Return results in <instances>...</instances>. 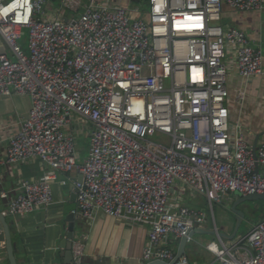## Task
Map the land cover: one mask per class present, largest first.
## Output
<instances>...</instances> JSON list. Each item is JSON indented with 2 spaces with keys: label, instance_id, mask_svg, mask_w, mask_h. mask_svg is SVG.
<instances>
[{
  "label": "built area",
  "instance_id": "1",
  "mask_svg": "<svg viewBox=\"0 0 264 264\" xmlns=\"http://www.w3.org/2000/svg\"><path fill=\"white\" fill-rule=\"evenodd\" d=\"M49 1L0 0V35L12 54L0 52V95L31 99L0 155V176L2 166L30 158L51 169L14 196L1 192L11 214L50 205L59 173L78 170L72 212L148 225L141 262H170L173 243L191 241L189 230L206 220L174 190L203 194L211 206L234 192L264 194V135L255 158L228 106L231 71L264 79V51L244 29L221 24L229 11L264 10V0H61L68 18L48 15ZM77 116L91 125L84 158L69 130ZM213 229L207 264H264V217L231 240ZM85 240H73L77 262ZM173 264L191 263L183 254Z\"/></svg>",
  "mask_w": 264,
  "mask_h": 264
},
{
  "label": "crops",
  "instance_id": "2",
  "mask_svg": "<svg viewBox=\"0 0 264 264\" xmlns=\"http://www.w3.org/2000/svg\"><path fill=\"white\" fill-rule=\"evenodd\" d=\"M59 2V8H55V0L49 1L50 12L48 15L68 18L69 11H63L61 0ZM261 11H229L226 15L230 14L235 19L234 23L250 33L252 41L258 43V47L262 48L261 43L264 42V37L257 31L261 28V23H257V16ZM254 19L255 21L252 22ZM251 23H253L254 29H251ZM0 52H6L12 57L1 35ZM244 88L246 89L244 100L238 101L236 95L240 89ZM228 89L231 123L240 122L242 124L241 119L250 113L251 122H254L255 126L250 128L253 130V132L250 130V137L247 135L248 131L245 130V137L250 142L254 141L253 136L260 135V139L264 132L260 131L261 127L257 129L256 125L260 126V121L264 122V79L261 76H253L246 82L234 68L228 78ZM30 107L31 99L28 94L0 95V155L5 153L10 137L19 130L20 122L28 116ZM85 122L82 119L78 120V123ZM73 123L69 130L76 138V129L74 130L76 126ZM79 131L83 132L84 130L80 128ZM50 170L39 158H30L24 162L1 167L0 208L10 223L14 253L18 264H61L63 262L61 242L69 229L68 216L73 213L72 211L77 205V199L73 197V182L79 179L81 175L79 171L74 170L68 174L59 173L57 179L52 183L53 202L28 214H11L8 210V200L1 196L2 191L7 192L9 196H14L23 181L36 179L42 175L43 171ZM183 191L184 189L174 190L173 199H179L181 204L186 205L181 194ZM234 195V193H230L224 197L220 205L226 204L230 207L236 197ZM202 211L204 212V210ZM215 225L217 226V221L212 214L209 220H205L201 229L211 230ZM73 226L78 237H86L85 260L109 258L111 264H141L142 250L148 241V225L128 223L98 212L92 218H84L80 214H75ZM250 227L243 234L247 233ZM218 230L221 231L219 228ZM213 240H217L215 234L214 238H209L206 241L200 239L199 247L203 254L194 258L192 263L190 262L191 264H207L214 259L213 253L206 247L207 243ZM178 245V242L173 243L176 250ZM186 255L189 258L187 253ZM0 264H10L3 242L0 243Z\"/></svg>",
  "mask_w": 264,
  "mask_h": 264
},
{
  "label": "rangeland",
  "instance_id": "3",
  "mask_svg": "<svg viewBox=\"0 0 264 264\" xmlns=\"http://www.w3.org/2000/svg\"><path fill=\"white\" fill-rule=\"evenodd\" d=\"M49 3V2H48ZM59 0H55L54 6L55 8H59ZM49 6H47V9H49ZM62 9V8H61ZM63 11H67L65 9H62ZM235 20L230 14L226 15V17L223 18L221 21V24L224 27H238L234 21ZM255 19L252 21L254 22ZM261 23V28L260 30L257 29V31L263 35L264 37V11H261L260 14L257 16V23ZM251 29L253 28V23L250 24ZM251 31V30H249ZM250 34V33H248ZM23 45L27 47L28 44V30H24L23 38L21 39ZM252 44L256 47H258V43H255L252 41ZM262 44V49L264 50V42ZM245 117L241 119L242 122V127L244 130L248 131V136L251 134L252 129L251 127L255 126L254 122H251V114H246L244 115ZM78 120L81 121V118L77 116L76 120L74 121V130L76 129V145L77 149L81 152L82 158L87 156L88 150H89V130H90V123L85 122V123H78ZM261 125L258 126L256 125L257 129H260L261 132H264V122L260 121ZM83 125V126H82ZM82 128L84 131L80 132L79 129ZM253 132V130H252ZM250 137V136H249ZM256 136H253V140L255 139ZM153 139L158 140L160 142H165L168 143L169 139L162 135V134H155L152 136ZM252 140V141H253ZM184 198V203L188 206H193L195 208H202L205 212V217L207 220H209L210 216L212 214L215 216L216 221H217V226L221 231H232L234 229V215L232 213V208L231 206H226L220 205L221 202H213L212 206L210 203L207 201V198L203 194L199 193H191L188 189H184V191L181 193ZM234 204L236 203L239 198H241V194L238 192H234ZM240 194V195H239ZM232 203V204H233ZM237 209H240L241 211L244 212L245 217L243 221L241 222L238 230L237 235H241L244 232L248 230V227L254 224L255 222L261 220L264 217V200L263 199H256V200H246L243 202H240L237 204ZM220 231V232H221ZM213 236V237H212ZM209 238H214V233H194L193 234V240L191 242L186 243L185 249L186 253L189 256V260L192 263V260L198 256H200L202 253L201 248L199 247L200 239L206 241ZM141 264H143L141 262Z\"/></svg>",
  "mask_w": 264,
  "mask_h": 264
},
{
  "label": "water",
  "instance_id": "4",
  "mask_svg": "<svg viewBox=\"0 0 264 264\" xmlns=\"http://www.w3.org/2000/svg\"><path fill=\"white\" fill-rule=\"evenodd\" d=\"M260 135L256 136V138L254 139V141L252 142V147L254 150V156L255 158H257V151H256V147L258 144V139H259ZM82 175H80L78 180H82ZM73 197H76V193L74 192ZM256 199H263L264 200V194H259V193H251V194H247V195H241V198H239V200L236 201V203L232 204L231 208H232V213L234 215V229L231 233H228L226 231H218V235L224 239H233L237 236L238 234V230H239V226L241 224V222L243 221L245 214L243 211H241L240 209H237V204L246 200H256ZM74 213H71L68 216V220H69V229L68 232L66 234V236L64 237V239L62 240L61 244L63 247V251L61 252V254L64 256L63 262L61 264H111V260L109 258H99V259H88V260H81L79 262L75 261L73 258V253H72V243L73 240L75 238H77L78 236L76 235V231L74 230V226H73V221H74ZM214 233L216 235V230L215 229H201V228H193L190 229L188 232L189 236H193L194 233ZM186 240L187 237L184 236L180 239L179 245H178V249L176 252V255L174 257V259L170 262H166V261H161V260H152L143 264H173L175 263V261L183 254H186ZM3 242L6 248V253H7V257L10 261V264H18L17 260H16V256L14 253V242L12 240V236H11V229H10V223L8 222L6 216L4 215V213L2 212V209L0 208V243Z\"/></svg>",
  "mask_w": 264,
  "mask_h": 264
},
{
  "label": "bare ground",
  "instance_id": "5",
  "mask_svg": "<svg viewBox=\"0 0 264 264\" xmlns=\"http://www.w3.org/2000/svg\"><path fill=\"white\" fill-rule=\"evenodd\" d=\"M192 240H193V239H192ZM192 240H191V241H192ZM191 241H187V240H186V243L191 242Z\"/></svg>",
  "mask_w": 264,
  "mask_h": 264
}]
</instances>
